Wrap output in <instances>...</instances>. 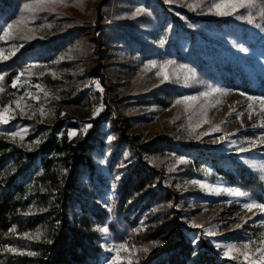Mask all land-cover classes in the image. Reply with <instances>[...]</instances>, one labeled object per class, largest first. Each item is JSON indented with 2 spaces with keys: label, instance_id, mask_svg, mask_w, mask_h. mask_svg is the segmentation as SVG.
Returning a JSON list of instances; mask_svg holds the SVG:
<instances>
[{
  "label": "trees",
  "instance_id": "trees-1",
  "mask_svg": "<svg viewBox=\"0 0 264 264\" xmlns=\"http://www.w3.org/2000/svg\"><path fill=\"white\" fill-rule=\"evenodd\" d=\"M213 1L0 0V24L22 21L13 25L10 37L0 39V111L10 107L12 117L0 125V264H88L86 255L99 249L100 224L96 207L83 201V194L88 178L94 182L99 176L96 152L107 144L116 150L112 160L130 157L132 151L147 170L162 169L165 182L180 184L192 177L220 180L264 202V174L249 166L245 159L249 153L202 144L186 128L188 114L171 125L172 135L147 138L139 128L155 112L141 111L145 107L169 108L177 97L197 95L208 84L264 96V0L233 15L210 12ZM25 3L33 10H24ZM240 14H251L252 23L236 19ZM91 27L110 49L128 56L124 62L137 71L140 87L107 97L102 76L91 70V81L98 82L103 92L92 82L87 91L77 90L80 76L74 68L85 50L94 56L96 39L82 37ZM235 42L263 56V64L238 54ZM176 64L186 66L181 68L185 77L179 78L175 69L165 72L167 80L161 74L156 84L142 85L153 71L162 73L159 65L177 68ZM191 78L194 81H180ZM37 85L49 92L47 97ZM27 92L38 94L50 106L43 108V115L40 110L31 116L20 114L33 100ZM108 102L115 104L117 114L105 112ZM96 105H103L102 110L87 117ZM108 121L116 126L110 134L105 127ZM87 124L92 126L84 132ZM13 131L23 138L12 137ZM70 132L76 135L69 138ZM258 156L264 160V154ZM129 171L138 173L135 165ZM130 184L128 177L119 197L122 214L133 205L123 203ZM157 196L149 187L138 191L139 198H146L144 206ZM75 202L80 209L74 208ZM187 215L181 205L158 220L145 233L160 237L158 250L131 264H217L203 252L204 242L193 243L195 236L185 234ZM5 246L18 251L8 252Z\"/></svg>",
  "mask_w": 264,
  "mask_h": 264
},
{
  "label": "rangeland",
  "instance_id": "rangeland-1",
  "mask_svg": "<svg viewBox=\"0 0 264 264\" xmlns=\"http://www.w3.org/2000/svg\"><path fill=\"white\" fill-rule=\"evenodd\" d=\"M181 1L184 2L185 0ZM213 2H210V4ZM215 3L228 4L229 0H215ZM82 37L96 39V44L92 50L94 56L91 57L88 51L85 50L81 56V62L74 68L80 76L76 82L78 91H87L92 83L96 86V82L90 79L89 72L91 70L102 76L107 97L111 93L117 92L122 95L129 90L140 87L137 86L141 84L136 76L137 71L124 62L128 59V56L117 49H110L108 45L104 44L103 38H96V27L87 29L82 33ZM234 46L238 54L250 57L258 65L263 64V56L248 50L241 43L235 42ZM241 48L247 51L242 52L240 51ZM108 63H110L109 68H107ZM176 65L177 68L164 66L163 70L159 65L158 67L162 73L157 75L159 72L153 71L142 85H154L158 82L161 74L165 79V76H167L165 72H173L175 69L180 74L179 78L185 77L187 74L181 69V65ZM180 81L191 82L194 81V78L181 79ZM213 88L223 89L224 92L210 93ZM43 92L49 93L46 90H43ZM201 92L210 94L201 96ZM201 92L192 95L196 97L195 100L184 99V97H192L191 95L177 97L171 106L166 109L156 110L159 107L151 105L141 110L145 112L155 111L148 114L151 118L149 123L139 127L144 131V136L153 138L160 134L172 135V132L168 130L171 125L188 114L187 121H185L186 128L195 133L194 136L199 142L221 147L224 152L234 150L249 153L245 159L250 161L249 164H255L257 168H260V165L264 164V160L258 156L259 153L264 154V111L261 110L264 105L261 104L259 98H264V96H251L245 93L241 95L242 92L240 91L217 84H208ZM249 96L254 99L248 100ZM177 101L180 102L177 103ZM52 102L50 103L52 104ZM249 104H252V108L248 107ZM46 107L50 106H45L43 99L40 97L38 101L32 100L29 102L20 114L31 116L37 110ZM102 108L103 106L96 105L94 110L90 114L88 112L86 116L95 117L94 113L97 109L101 111ZM107 110L117 114L114 103L108 102L105 112ZM10 113L11 111L8 113L9 116ZM118 118L120 119V117ZM109 119H111V116H109ZM189 119L192 120L188 122ZM107 123L105 127L110 134L113 130H116V126H114L113 121ZM184 131L186 132V130ZM220 137L224 139L221 140ZM253 141H255V146L252 145ZM241 148L245 150L240 151ZM115 151L114 146L107 144L99 152H96V165L99 176L94 178V182H92V178H88L89 184L86 187L85 194H83V197L86 195L83 201L96 207L100 224L98 229L105 226L109 229L107 239L105 234L98 231L97 244L99 249L91 250L86 255L88 264H109L111 258L117 255V252H110L108 249L121 243H126L129 251L121 250L119 252L118 264H129V261L131 263L137 262L143 255L156 252L162 240L158 236L150 237L145 233H148L158 220L167 216L172 208H178L181 205L188 213L185 222V234L188 236L193 234L195 237H199L200 242L207 245L203 252L207 253L208 257L214 259L217 264H247L243 255H240L238 259L225 257L224 251L217 247L218 244H234L242 251H246L249 257H259L256 249L262 246L261 241L264 240V213L255 208L249 212L243 207L248 199L233 197L223 191L227 188L240 190L220 180L214 181L210 178L192 177L180 184L165 182L160 173L162 169L157 171L147 170L144 160L132 151L130 157H128L129 155L121 156L118 160H112L111 154ZM132 165H135L138 170V173L133 175L129 171V167ZM262 173L264 174V172ZM128 177L131 179V184L129 191L125 193L123 203L125 202V205L133 203V205L130 209L126 208L122 214V212L120 213L122 204L119 197L122 195L124 183ZM192 181H197V183ZM147 187L154 189L158 196L154 198L151 204L144 206L146 198H139L138 191ZM217 188L221 189L218 194L212 191ZM250 199L252 200V198ZM74 208L80 209V204L75 202ZM194 224L202 225V227H193ZM236 225H241V227L237 228ZM192 229L193 232H191ZM206 232L215 234L211 236L204 235L203 233ZM245 244L248 245L246 249L244 248ZM143 248H148V251H140ZM133 249H135L134 254ZM213 250L214 252H210ZM230 255L236 257L238 253L231 252Z\"/></svg>",
  "mask_w": 264,
  "mask_h": 264
},
{
  "label": "snow or ice",
  "instance_id": "snow-or-ice-1",
  "mask_svg": "<svg viewBox=\"0 0 264 264\" xmlns=\"http://www.w3.org/2000/svg\"><path fill=\"white\" fill-rule=\"evenodd\" d=\"M47 2V0H39V3H45ZM258 3V0H229V3L228 4H222V3H215L213 2L210 7H209V11L211 12L212 9H215L216 10V13L219 14V15H233L235 13H237L240 9H251V8H254L256 7ZM191 6V5H190ZM24 10H28V11H32L33 10V5H30L28 3H25L24 4ZM195 10V9H194ZM137 12H140V11H143L142 9H137L136 10ZM261 14L264 15V8L261 9ZM236 19L238 20H241V19H246L249 23H252V16L251 14H240V15H236L235 16ZM22 21L18 20V21H14L13 23H9L7 24L6 26L3 25V24H0V30H2L3 32V35L0 36V39H4L6 37H10L12 35V32L11 30L13 29V25L14 24H19L21 23ZM256 27H260V25H256ZM161 44L164 43L163 40L160 41ZM240 51L244 52V51H247L246 49L244 48H241ZM8 57L5 56L3 57V59H7ZM167 64H171L173 63L172 61H167L166 62ZM152 67H155V62H152ZM163 67L164 66H161V69L163 70ZM181 68H186V66L184 65H181L180 66ZM188 72L191 73L192 76L195 75V72L191 69H186ZM157 75H160V73H157ZM165 79L167 80L168 77L165 76ZM17 80H19V77H17ZM16 85V81H13V86ZM39 91H43L42 88H40L39 85L36 86ZM96 87L101 91L103 92V89L100 88V85L99 83L97 82L96 83ZM224 90L223 89H220V88H213L210 90V93H223ZM210 93H206V92H201L200 95L201 96H206V95H209ZM27 96L31 97L33 100H39L40 97L39 95H33L32 92H27L26 93ZM45 97L48 96V93L45 92L44 93ZM241 95H243V93H241ZM23 99V97L21 98ZM185 100H195L196 97L192 96V97H184ZM254 98L249 96L248 97V100H253ZM260 99V102L262 105H264V98H259ZM180 101H177V103H179ZM16 105L17 107H20V100H17L16 101ZM103 105H101L102 107ZM249 108H252V104H249L248 105ZM262 111H264V107H262L261 109ZM41 111V114L43 115L44 114V111L43 109L40 110ZM100 111V109H97L96 113H94V115L98 114V112ZM10 112V107H3L2 111H0V125H4V124H7L9 123V120L12 118L8 115V113ZM92 125H86L83 129L84 132L87 131L88 128H90ZM26 131V130H25ZM12 137H17V136H20L21 139L23 138L22 137V134L21 132H18V131H13L11 133H9ZM76 135L75 132H70L69 133V138H71L72 136ZM113 139V137L109 136L108 137V140L111 141ZM220 139H224L223 137H220ZM252 145L255 146V141L252 142ZM245 149L241 148L240 151H244ZM250 167L252 168H256V165L255 164H250L249 165ZM260 171L264 172V164H261L260 165V168H259ZM117 179H119V177H117ZM261 179H264V176L261 177ZM193 183H197V181H192ZM212 191L216 192L217 194L221 191V189H213ZM223 191L227 192L228 195L230 196H233V197H238V198H246L248 199V202H245L243 204V207L245 209H247L249 212H251L254 208L255 209H258L261 213H264V202H256L255 200H251L250 198H248V194L247 193H244V192H241V191H237L235 189H231V188H227V189H224ZM255 215V213H254ZM193 227H196V228H201L202 225H199V224H194ZM237 228L241 227V225H236ZM14 230V229H13ZM98 231H100L101 233L105 234V238L107 239V234L109 232V229L108 227H102V228H99ZM204 235H214L215 233L213 232H206V233H203ZM37 239H39V236L36 237ZM199 241V237H195L193 239V243H198ZM261 247L260 248H257L256 249V252L259 253V257L258 258H254V257H249L248 253L246 251H242L241 249L237 248L236 245L234 244H227V245H217L218 248L222 249L224 251V256L229 258V259H233V258H236L238 259L240 255H243L244 256V259L247 261V264H264V240L261 241ZM248 247L247 244L244 245V248L246 249ZM6 248V251L8 252H11V253H17V249L16 248H13V247H8V246H5ZM110 252L111 251H116L117 252V255L112 257L111 260L109 261V264H118V261H119V252L121 250H124V251H129L126 243H121V244H118V245H113L112 247H110L108 249ZM134 251L135 249L132 250L133 254H134ZM140 251H143V252H147L148 251V248H143V249H140ZM231 252H236L238 253V255L236 257H232L230 255ZM18 254L20 255H23L25 254L24 252H19ZM28 255H35L36 253L35 252H28L27 253ZM129 264H131V262L129 261Z\"/></svg>",
  "mask_w": 264,
  "mask_h": 264
}]
</instances>
